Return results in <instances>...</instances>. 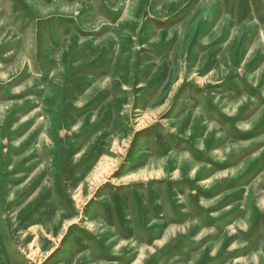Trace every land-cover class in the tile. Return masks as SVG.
Returning a JSON list of instances; mask_svg holds the SVG:
<instances>
[{"label": "rangeland", "instance_id": "rangeland-1", "mask_svg": "<svg viewBox=\"0 0 264 264\" xmlns=\"http://www.w3.org/2000/svg\"><path fill=\"white\" fill-rule=\"evenodd\" d=\"M0 264H264V0H0Z\"/></svg>", "mask_w": 264, "mask_h": 264}]
</instances>
